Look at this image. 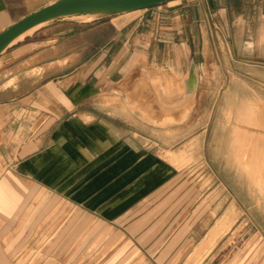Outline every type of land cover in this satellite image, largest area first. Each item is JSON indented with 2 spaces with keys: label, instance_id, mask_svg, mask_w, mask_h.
<instances>
[{
  "label": "rangeland",
  "instance_id": "1",
  "mask_svg": "<svg viewBox=\"0 0 264 264\" xmlns=\"http://www.w3.org/2000/svg\"><path fill=\"white\" fill-rule=\"evenodd\" d=\"M203 10L182 69L159 56L87 108L160 163L148 194L108 220L3 178L0 264H264V52L246 41L256 23L245 27L232 15L229 26L208 4ZM155 82L170 90L172 106ZM218 222L228 230L212 251L201 250Z\"/></svg>",
  "mask_w": 264,
  "mask_h": 264
},
{
  "label": "crops",
  "instance_id": "2",
  "mask_svg": "<svg viewBox=\"0 0 264 264\" xmlns=\"http://www.w3.org/2000/svg\"><path fill=\"white\" fill-rule=\"evenodd\" d=\"M57 1L0 0V34ZM204 4L229 26L232 15L245 27L256 23L257 33L246 41L264 52V0H177L101 21L57 24L0 56V180L12 185L19 177L108 220L125 216L162 166L88 105L142 64H158L159 56L182 69Z\"/></svg>",
  "mask_w": 264,
  "mask_h": 264
},
{
  "label": "water",
  "instance_id": "3",
  "mask_svg": "<svg viewBox=\"0 0 264 264\" xmlns=\"http://www.w3.org/2000/svg\"><path fill=\"white\" fill-rule=\"evenodd\" d=\"M177 0H59L13 24L0 34V56L28 36L62 23L95 22Z\"/></svg>",
  "mask_w": 264,
  "mask_h": 264
},
{
  "label": "bare ground",
  "instance_id": "4",
  "mask_svg": "<svg viewBox=\"0 0 264 264\" xmlns=\"http://www.w3.org/2000/svg\"><path fill=\"white\" fill-rule=\"evenodd\" d=\"M195 77H196V72H195V70L193 69V70H191V72H190V76L187 78V80H186V87H187V89H188V91L189 92H191V91H193L194 90V81H195ZM162 80V79H161ZM165 80V79H164ZM168 81V80H167ZM173 81V80H172ZM182 81V80H181ZM162 82H163V80H162ZM175 82V81H174ZM156 83V87L159 89V94H160V96L162 97V99L165 101L166 100V106H169V105H173L172 103H170L169 102V100H170V96L168 95V93H167V91H170V90H168L167 89V91L165 90V89H163V88H161V84L160 83H158V82H155ZM178 83V82H177ZM162 85H163V83H162ZM178 85H181V84H178ZM179 88H180V86H179ZM183 89V88H182ZM180 90H181V88H180ZM195 92V91H194ZM196 94V93H195ZM194 94V95H195ZM193 95V96H194ZM194 98L192 97V99L191 100H193ZM169 102V103H168ZM188 102V101H187ZM186 102V103H187ZM191 102V101H190ZM189 103V102H188ZM187 103V104H188ZM185 105V104H184ZM183 105V106H184ZM179 108V107H178ZM163 110V109H162ZM175 110V109H174ZM177 110V109H176ZM175 110V111H176ZM174 112V111H173ZM104 129V128H103ZM98 130V129H97ZM113 131V130H112ZM131 203V202H130ZM229 218V217H228ZM227 218V219H228ZM226 220V219H225ZM222 221V220H221ZM218 224H219V222H218ZM227 223H225V222H220V224L219 225H217V227L215 228V230H213L212 231V233L210 234V236H209V238H208V240H207V243H206V245H205V247H204V249H205V251H210L214 246H215V244H216V241H217V239H218V237L227 229V226L228 225H226Z\"/></svg>",
  "mask_w": 264,
  "mask_h": 264
}]
</instances>
